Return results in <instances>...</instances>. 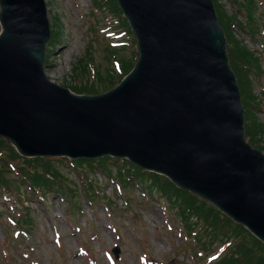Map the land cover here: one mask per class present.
I'll return each instance as SVG.
<instances>
[{
    "label": "water",
    "instance_id": "1",
    "mask_svg": "<svg viewBox=\"0 0 264 264\" xmlns=\"http://www.w3.org/2000/svg\"><path fill=\"white\" fill-rule=\"evenodd\" d=\"M117 2L139 57L117 86L91 96L45 74V0H0V138L25 157L125 158L264 243V154L245 140L212 0Z\"/></svg>",
    "mask_w": 264,
    "mask_h": 264
},
{
    "label": "rangeland",
    "instance_id": "2",
    "mask_svg": "<svg viewBox=\"0 0 264 264\" xmlns=\"http://www.w3.org/2000/svg\"><path fill=\"white\" fill-rule=\"evenodd\" d=\"M217 1L244 23L241 14L235 12L238 7L233 0ZM256 1L258 35L250 37L241 30L239 37L249 50L261 56L262 73L251 78L252 94L258 102V108L253 104L252 109L253 117L264 127V0ZM46 5L51 32L57 33L59 41L53 48L49 41L47 49L52 52L45 59V73L54 83L65 88L89 85L97 68L101 72L115 70V64L104 58L106 47L124 45V55L131 56L132 38L124 33L122 18L106 4L96 9L94 0H46ZM86 53L92 57L90 79H79L73 67L78 59H86ZM255 144L264 148V135L257 137ZM56 166L74 191L72 202L56 192L46 193L41 199L34 197L21 183L19 191L0 193V264H205L207 258L219 259L226 253L227 239L222 235L214 244H208L207 237H188L167 201L145 190L147 181L130 180L126 187L120 185L118 192L100 168H73L68 162ZM85 180L92 181L97 193L91 203ZM21 203L28 205L30 226L21 224L26 212ZM9 219L17 226L10 225ZM204 240L205 249L201 248ZM115 248L119 249L116 259L112 252Z\"/></svg>",
    "mask_w": 264,
    "mask_h": 264
},
{
    "label": "trees",
    "instance_id": "3",
    "mask_svg": "<svg viewBox=\"0 0 264 264\" xmlns=\"http://www.w3.org/2000/svg\"><path fill=\"white\" fill-rule=\"evenodd\" d=\"M94 2L98 4L95 0ZM233 2L238 7L236 12L244 16V23H241L237 19V14H228L224 7L217 0H214L218 20L227 41L226 47L229 62L240 88L241 99L245 109V120L246 122L248 121L245 124V133L250 138L252 145L257 146L255 141L257 137L260 139L261 135H264V127L253 117L254 111L252 105H257L258 103L257 98L252 94L251 77H257L262 73L261 61L255 52L247 48L243 39L238 37L240 31L246 29L249 30L251 36L255 37L258 35L255 22L257 17V3L255 0H242V2L233 0ZM107 3L111 5L114 13L121 16V11L115 0H107ZM121 26L126 29L129 35L131 34L127 21L123 18ZM56 35V32H52L51 34V48L58 42ZM131 45L133 47L130 57L124 55L125 50L123 48H120L121 50L119 51L116 48L112 49L107 47L104 58L110 63L114 59L117 60L119 63L118 68L115 70L107 68L106 72H101L97 68L95 75H93L94 80L89 85H82L80 83L69 88L78 94L93 95L114 87L132 69L138 57V53L134 49V38L131 40ZM49 52H52V49H47V54ZM84 57L86 59L80 58L77 60L73 71L79 79H83L84 77L90 79L88 66L91 63L89 61L92 60V57L88 53ZM251 116L253 119L250 121ZM250 122L252 124L249 125ZM257 147L261 150L264 149L262 146ZM109 160L107 158L95 161L77 160L75 161V165L82 167L83 164H87L91 170L96 166L108 173L110 178L115 177L116 181L125 186L128 185L130 180L135 182L139 180L142 183L149 181V184H146L145 188L149 189L150 192H152V189L157 190L161 196H164L168 200L172 208L177 209V216L182 225H184V229L188 235L194 233L197 237L198 234V238L201 240V235L196 230H201L202 227H205V233L212 235L213 238L223 235L227 239L232 240V246L226 255L213 264H264V245L257 241L243 227L233 224L214 207L194 195L177 189L164 177L153 173H146L131 164L128 165V162L125 160L119 161L114 159L115 162L119 161L122 164L117 165L115 170L109 169ZM54 161L55 159L47 158L23 159L16 154L10 145L0 140V191L4 189L10 191L12 187L17 188L15 181L10 178V175L15 172L17 173L16 178L23 185H27L32 193L55 190L58 193L73 198L74 191L69 187L68 179L61 173L56 164H54ZM10 163L13 164L14 169L10 167ZM88 196L94 198L90 188H88ZM21 224L30 226L27 212Z\"/></svg>",
    "mask_w": 264,
    "mask_h": 264
}]
</instances>
